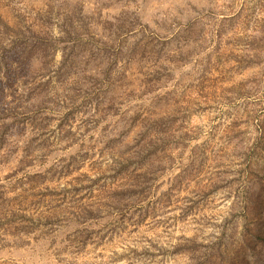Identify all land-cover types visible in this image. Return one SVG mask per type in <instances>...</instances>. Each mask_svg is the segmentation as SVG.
<instances>
[{"label": "rangeland", "instance_id": "obj_1", "mask_svg": "<svg viewBox=\"0 0 264 264\" xmlns=\"http://www.w3.org/2000/svg\"><path fill=\"white\" fill-rule=\"evenodd\" d=\"M0 264H264V0H0Z\"/></svg>", "mask_w": 264, "mask_h": 264}]
</instances>
